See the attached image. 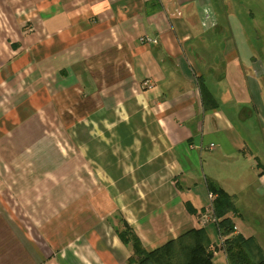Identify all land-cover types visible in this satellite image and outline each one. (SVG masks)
<instances>
[{"label": "crops", "instance_id": "obj_1", "mask_svg": "<svg viewBox=\"0 0 264 264\" xmlns=\"http://www.w3.org/2000/svg\"><path fill=\"white\" fill-rule=\"evenodd\" d=\"M233 9L0 0V264H128L123 223L148 251L205 229L228 264L207 180L264 253V33Z\"/></svg>", "mask_w": 264, "mask_h": 264}, {"label": "trees", "instance_id": "obj_2", "mask_svg": "<svg viewBox=\"0 0 264 264\" xmlns=\"http://www.w3.org/2000/svg\"><path fill=\"white\" fill-rule=\"evenodd\" d=\"M203 105L207 108L217 107L203 82L200 83ZM264 171V170H263ZM210 192L216 195L213 200L215 224L221 238L222 249L228 264H264V253L253 238H245L235 231L230 214H236L235 199L212 180H207ZM120 240L131 247L132 256L128 264H214V253L205 229H190L162 246L146 250L139 238L126 223L116 231Z\"/></svg>", "mask_w": 264, "mask_h": 264}, {"label": "rangeland", "instance_id": "obj_3", "mask_svg": "<svg viewBox=\"0 0 264 264\" xmlns=\"http://www.w3.org/2000/svg\"><path fill=\"white\" fill-rule=\"evenodd\" d=\"M231 1H232V5L234 7L233 10L237 13V18L240 19V21H242V23L244 25L245 24L248 25V27H247V29L249 30L248 32H252V34H253L254 30H258L260 33L262 31L264 33V0H231ZM247 10H248V12H247ZM246 13H248V19L246 18ZM251 14L254 15L253 20L250 17ZM240 21L238 20L239 23H240ZM237 24L238 23H235L236 26H237ZM253 36H256V35L253 34ZM256 37H258V36H256ZM260 37H262L261 34H260ZM260 53L255 54V51H254V54H255L254 56L259 57L258 55H260ZM262 59H263V63H264V58H262ZM30 70H32V68H30ZM263 82H264V79L262 80L261 84ZM263 88H264V83H263ZM249 122H250V124H252L254 122V120L251 119V121L249 120ZM244 204H245V206H244V210H242V214L246 217V219H248V199L244 200ZM240 223H242V222H240ZM243 224L247 227L246 223H243ZM211 230L214 231V238L216 240L215 243L217 242L219 244V249H220V239H219V235L216 231V228L214 229V227H212ZM246 232H248V230H246Z\"/></svg>", "mask_w": 264, "mask_h": 264}, {"label": "built area", "instance_id": "obj_4", "mask_svg": "<svg viewBox=\"0 0 264 264\" xmlns=\"http://www.w3.org/2000/svg\"><path fill=\"white\" fill-rule=\"evenodd\" d=\"M139 42L140 44L142 45H149V44H156L157 43V40L154 38H150L148 36H142L140 39H139ZM212 147V146H211ZM209 199L211 200V202H213V200L215 199L214 196L210 195L209 194ZM201 223L203 226H207L208 224L210 223H214L216 224L217 223V219L216 217L214 216V213H213V207L211 206L210 208V211H208L201 219ZM236 230V229H235ZM213 251V250H211ZM214 252V251H213Z\"/></svg>", "mask_w": 264, "mask_h": 264}]
</instances>
